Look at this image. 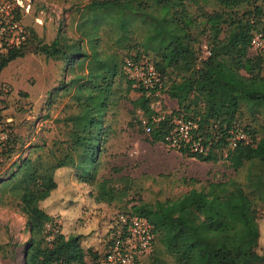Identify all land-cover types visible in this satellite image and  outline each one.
<instances>
[{"label": "trees", "instance_id": "trees-1", "mask_svg": "<svg viewBox=\"0 0 264 264\" xmlns=\"http://www.w3.org/2000/svg\"><path fill=\"white\" fill-rule=\"evenodd\" d=\"M75 12L79 35L71 41L57 30L49 43L40 42L30 29L20 45L0 51V70L26 50L64 61V70H79L70 79L76 108L60 120L64 138L12 160V168L0 173L1 196L25 207L29 236L21 264H86V253L98 263L101 254L85 250L77 235L46 229L49 215L38 203L55 189V171L65 167L73 169L78 182L94 187L96 201L110 200L114 189L97 169L113 133L110 121L123 101L133 120L134 111L140 112L144 124L136 122L140 131L149 128V142L168 144L174 119L190 122L195 127L189 134L202 150L191 151L183 141L176 150L201 162L223 158L233 171L175 199L117 211L151 224L150 264H264V252L258 250V213L264 206V55L249 44L254 32L264 30V0H87ZM125 60L151 64L160 78L158 92L174 100L176 108L158 115L150 107L153 89L127 77ZM134 91L138 94L129 97ZM9 132L0 141V169L19 149ZM237 134L243 137L229 146ZM115 213L106 222L112 223ZM109 226L104 243L110 240Z\"/></svg>", "mask_w": 264, "mask_h": 264}, {"label": "rangeland", "instance_id": "rangeland-1", "mask_svg": "<svg viewBox=\"0 0 264 264\" xmlns=\"http://www.w3.org/2000/svg\"><path fill=\"white\" fill-rule=\"evenodd\" d=\"M21 1L29 4L28 10H12L11 15L25 36L31 29L36 39L44 43H49L57 30L69 41L78 37L75 10L87 0ZM5 11L6 2L0 0V12ZM64 66L62 60L26 50L22 57L11 60L0 70V141L11 131L17 137L15 147L19 146L0 173L12 168L9 165L12 160L46 150L53 141L64 138L65 126L60 120L76 108L70 79L79 72L64 70ZM137 94L134 91L128 95L133 98ZM154 97L150 107L158 115L176 108L175 101L164 93L158 92ZM133 115L135 120L131 118L129 103L123 101L115 121H110L113 133L104 144L97 169V175L108 179L107 186L114 189L108 202L96 201L94 187L78 182L73 169L65 167L55 171V189L38 203L49 215L50 221L44 224L46 229L58 231L65 237L77 235L80 245L85 250L95 251L97 256L105 248L103 243L108 235L105 238L104 234L110 225L106 221L112 213L128 210L133 204L151 205L175 199L190 188L198 189L206 181L225 180L233 175L223 158L214 163L201 162L181 155L170 144L149 142L145 126L140 131L136 122L143 125L145 120L138 110ZM39 144L43 145L41 150L32 148ZM11 199L5 200L0 194V264H21L29 236L25 207ZM258 226V250L264 252V206L258 213ZM85 263L96 264V261L86 253ZM143 264H150L148 256L143 258Z\"/></svg>", "mask_w": 264, "mask_h": 264}, {"label": "built area", "instance_id": "built-area-1", "mask_svg": "<svg viewBox=\"0 0 264 264\" xmlns=\"http://www.w3.org/2000/svg\"><path fill=\"white\" fill-rule=\"evenodd\" d=\"M5 12H0V51L5 47L17 46L25 41L26 36L17 20L11 15L12 10L27 11L28 3L21 0H5ZM11 15V17H10ZM250 49L259 51L264 55V30L256 31L249 40ZM205 49V46H202ZM124 69L127 77L134 81L135 85H140L147 90L153 89V95H158L160 78L154 67L145 61L132 62L125 60ZM195 125L190 122H182L181 119H174L173 133L166 139L168 144L178 147L180 142L187 143L191 151L200 152L202 147L197 140L191 138L189 129ZM148 132L149 128L145 126ZM176 131V133H174ZM237 134L229 141V146L233 147L238 138ZM110 240L103 243L105 247L101 253L97 264H143L153 242V231L151 224L142 217L135 215L115 213L109 226Z\"/></svg>", "mask_w": 264, "mask_h": 264}]
</instances>
